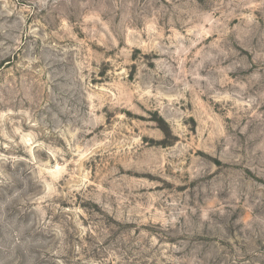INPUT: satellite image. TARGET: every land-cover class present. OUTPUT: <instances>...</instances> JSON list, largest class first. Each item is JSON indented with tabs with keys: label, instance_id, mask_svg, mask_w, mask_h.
<instances>
[{
	"label": "rangeland",
	"instance_id": "obj_1",
	"mask_svg": "<svg viewBox=\"0 0 264 264\" xmlns=\"http://www.w3.org/2000/svg\"><path fill=\"white\" fill-rule=\"evenodd\" d=\"M0 264H264V0H0Z\"/></svg>",
	"mask_w": 264,
	"mask_h": 264
}]
</instances>
